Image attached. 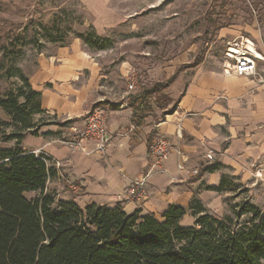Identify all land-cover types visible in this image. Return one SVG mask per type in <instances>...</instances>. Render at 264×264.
<instances>
[{"label": "crops", "instance_id": "crops-1", "mask_svg": "<svg viewBox=\"0 0 264 264\" xmlns=\"http://www.w3.org/2000/svg\"><path fill=\"white\" fill-rule=\"evenodd\" d=\"M199 66L176 75L168 87L178 94L170 114L145 113L137 126L129 99L121 93L109 95L105 77L80 40L40 54L29 84L40 93L43 117L51 120L38 128L37 136L26 134L23 149L53 162L52 183L57 181L62 190L61 201H72L81 209L93 204L120 206L126 214L140 210L157 219L170 205L188 208L193 199L202 201V194L217 187L222 175L239 177L244 184L256 171L264 177V84L254 78H226L218 70ZM258 70L264 66L258 64ZM95 108L108 114L105 154L85 155L64 145L62 141L73 139ZM156 137L167 139L173 151L152 169L143 201H121L128 179L150 170L148 141ZM210 151L215 156L212 163L205 157ZM178 163L183 170L177 169ZM214 163L223 169L199 178L192 175Z\"/></svg>", "mask_w": 264, "mask_h": 264}, {"label": "trees", "instance_id": "trees-1", "mask_svg": "<svg viewBox=\"0 0 264 264\" xmlns=\"http://www.w3.org/2000/svg\"><path fill=\"white\" fill-rule=\"evenodd\" d=\"M42 29V39L49 43L65 42L71 32L56 22ZM74 35L90 50L102 51L111 45L92 26ZM6 76L17 77L19 85L0 95V109L19 130L7 139L15 146L0 149V264H264V212L250 200L233 205L230 215L222 218L193 200L188 208L168 206L161 219L140 210L126 214L120 206L93 204L81 209L72 201L56 200L46 187L56 176L53 162L22 146L26 134L37 136L38 128L46 124L32 122L34 115L44 114L40 93L31 88L20 68H10ZM175 76L129 97L137 126L151 111L152 95L167 89ZM222 169L218 163L207 165L196 177ZM235 180L222 175L219 185L208 190L235 192L240 188ZM27 193L37 195L27 199ZM187 215L193 221L185 226Z\"/></svg>", "mask_w": 264, "mask_h": 264}, {"label": "rangeland", "instance_id": "rangeland-1", "mask_svg": "<svg viewBox=\"0 0 264 264\" xmlns=\"http://www.w3.org/2000/svg\"><path fill=\"white\" fill-rule=\"evenodd\" d=\"M53 22L71 28L65 42L42 39V28H50ZM89 26L111 44L102 51L83 45L105 77L109 95L121 93L129 99L143 87L166 82L172 71L177 76L190 73L195 70L190 65L200 60L199 67L222 72L223 53L229 42L236 37L257 38L264 33V0H0V95L19 85L17 77L6 76L10 68H20L29 79L40 54L52 53L63 43L68 46L75 40L74 33ZM131 82L135 87L132 91L127 88ZM176 92L167 88L152 95L148 101L150 113L159 117L168 113ZM43 116L34 115L32 122L51 120ZM18 130V125L0 109V149L15 146L14 141L7 139ZM227 176L235 178L240 188L221 194L211 191L202 194V201L193 200L219 218L229 216L231 207L244 200L264 212L263 176H252L247 184L239 177ZM52 180L47 182V191L61 200L58 196L63 192ZM36 195L24 196L32 199ZM192 221L187 215L182 224L191 225Z\"/></svg>", "mask_w": 264, "mask_h": 264}, {"label": "built area", "instance_id": "built-area-1", "mask_svg": "<svg viewBox=\"0 0 264 264\" xmlns=\"http://www.w3.org/2000/svg\"><path fill=\"white\" fill-rule=\"evenodd\" d=\"M258 64L264 66V33L260 34L257 38L236 37L229 42L223 53L221 73L226 78H254L259 84H264V70H258ZM127 88L130 91L134 90V83H129ZM107 121V112L97 108L91 109L86 114L84 127L75 132L73 139L64 140L62 143L85 155L93 153L103 155L110 141V136L106 130ZM180 131L181 128L178 127L177 133ZM88 146H92V150H88ZM172 151L173 146L167 139L161 137L152 139L149 145L150 170L138 177L128 179V186L119 199L121 201L136 203L143 201L146 196V185L152 169L161 166ZM205 157L210 163L215 159L211 151ZM55 166L59 167V164L55 163ZM177 169L183 170L181 163L177 164ZM197 174L198 171L192 172L193 176ZM261 177L262 172L256 171L254 178Z\"/></svg>", "mask_w": 264, "mask_h": 264}]
</instances>
